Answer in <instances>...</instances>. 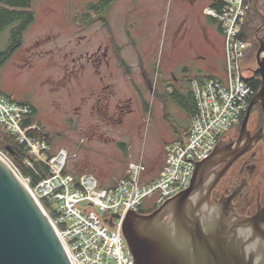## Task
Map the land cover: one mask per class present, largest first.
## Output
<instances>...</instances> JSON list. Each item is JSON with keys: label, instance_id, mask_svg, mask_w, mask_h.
Here are the masks:
<instances>
[{"label": "rangeland", "instance_id": "1", "mask_svg": "<svg viewBox=\"0 0 264 264\" xmlns=\"http://www.w3.org/2000/svg\"><path fill=\"white\" fill-rule=\"evenodd\" d=\"M90 1L94 0H35L33 7L37 13L36 22L26 31L23 47L0 68V91L10 100L29 105L36 110L35 117L38 124L40 123L44 127V132L51 137L53 152L56 154L66 149L70 153L69 172L91 174L103 187H111L126 174L130 161L143 162L150 169L160 163L161 168L167 140L179 136L182 129L188 125L186 119L176 117L175 121L178 124L174 127L166 118L165 114L168 110L166 103L169 96L155 97V91L159 86L155 73L160 68L163 69V74L169 70V59L161 60L164 44L169 38L167 34L169 24L172 23L174 27L177 25V31L182 26V21H185L188 30L191 28L192 31L203 33L200 16L188 14L181 6L204 7L211 0H171L163 7H157L153 3L154 5L144 6L137 16L131 15L128 8L122 21L123 3L114 6L112 16L115 24L112 25L119 43L122 46L125 44V49L122 55L115 49L110 52L111 66L116 72V79L111 87L114 90L112 95L106 96L108 101L105 93L98 94L95 91L94 83L88 89L82 86L87 83L86 79H95L94 66L89 65L86 60V51L90 52L101 44L100 39L91 35L93 31L85 33L77 28L78 18L75 17ZM260 3H263V0ZM178 18L183 20L179 21ZM209 23L213 22L209 21ZM133 26L141 30L140 35H134L137 47L130 42L128 36V29ZM259 28L256 29V34ZM260 31L263 32L264 28ZM248 33L251 34L249 29ZM85 35H89L86 36L88 41L87 38L86 41L82 39ZM8 36L9 28L0 37V50L5 48ZM258 36L264 37L260 32ZM41 40L46 41L38 50L43 55H38L31 47L36 41ZM141 44L146 45L145 48L148 46L149 51L145 56L140 48ZM252 46L251 42L250 48ZM72 52L75 54H71ZM257 52L248 50L242 62L248 75H255L252 72L255 73L258 68ZM120 57H124L133 67V79L139 86L133 87L130 84V78L120 64ZM72 70L77 75L81 73L78 80L75 74H73L74 78L64 79L66 72L71 74ZM179 70L175 68L174 71H169V74L172 72L178 74ZM146 77L154 81L153 89L147 85L146 79L143 80ZM78 81L83 83L80 84ZM78 85L87 92L79 89ZM130 92L135 93L132 107L136 111L130 123L109 124L111 121L109 118L117 110V104L129 98L133 94ZM138 92H141L140 96ZM165 92L164 90V94ZM93 100H96L97 106L100 103L106 106V112L108 116L110 115L108 119L104 120L101 112L93 109ZM144 102L151 105L150 112L144 109ZM160 102L162 104L159 106ZM260 114L259 106L254 107L252 117L258 119ZM97 129L106 132L107 137L95 135ZM1 131L6 132L0 125V133ZM15 138L18 140V137ZM2 144L0 141V147ZM14 162L23 172L25 163L20 165L17 161ZM147 207H151L150 202L147 203Z\"/></svg>", "mask_w": 264, "mask_h": 264}, {"label": "built area", "instance_id": "2", "mask_svg": "<svg viewBox=\"0 0 264 264\" xmlns=\"http://www.w3.org/2000/svg\"><path fill=\"white\" fill-rule=\"evenodd\" d=\"M245 1L224 0L221 10L205 9L219 23L224 36L225 75L222 79L191 80L197 112L188 135L166 145L164 163L155 177L138 161H130L125 176L111 187H103L91 174L69 172L71 157L67 150L55 154L45 139L31 136L45 135L37 122L25 124L33 115L32 107L0 93V125L24 144L31 157L24 160V166L34 169L36 163H41L48 169L47 176L36 171L39 181L33 184L32 178L24 176L9 152L1 147L0 158L43 204L72 264H134L122 231L126 216L139 212L145 201L160 207L188 189L197 168L195 162L210 157L243 120L256 95L255 75H248L242 65L251 47V42L242 37L248 10ZM186 158L195 162H186Z\"/></svg>", "mask_w": 264, "mask_h": 264}, {"label": "water", "instance_id": "3", "mask_svg": "<svg viewBox=\"0 0 264 264\" xmlns=\"http://www.w3.org/2000/svg\"><path fill=\"white\" fill-rule=\"evenodd\" d=\"M263 28L264 22L257 35ZM258 39L261 88L243 118L239 138L219 145L202 162L186 158L197 164L188 189L149 214L133 211L126 216L122 231L134 264H264V208L244 217L230 198L211 202L228 169L264 137V126L255 136L248 130L254 107L260 105L264 114V37ZM6 150L14 154L11 147ZM0 264H72L42 204L1 158Z\"/></svg>", "mask_w": 264, "mask_h": 264}, {"label": "flooded vegetation", "instance_id": "4", "mask_svg": "<svg viewBox=\"0 0 264 264\" xmlns=\"http://www.w3.org/2000/svg\"><path fill=\"white\" fill-rule=\"evenodd\" d=\"M171 0H94L90 1L81 9V11L76 15V21L79 26L77 27L82 32H92L91 35L95 38L100 39V45L98 48L86 51V60L89 62V65H92L98 74L101 71H107L110 73V78H114L113 68L111 66V56L110 52L115 49L116 51L122 55L123 50L125 49V44L119 43L117 38V33L115 32L112 23L114 22V17L112 16V9L120 2L122 5V13L121 21L123 20L124 13L126 9L129 8V13L131 15L137 16L140 14V10L146 5H155L157 7H163L166 3H170ZM134 16V17H135ZM81 18V19H80ZM183 26L179 27L177 30L180 31ZM141 30L133 26L131 29H128V36L130 37V42L137 47V43H135L134 35H140ZM167 34H169V38L166 39V44H164L162 50L161 60L163 58H167L170 61V55L173 53V37L175 34V29L173 24H169L167 26ZM89 35H85L82 37L84 41ZM89 39L87 38V41ZM46 40L36 41L34 45L31 47L33 52L38 55L41 54L38 51L44 44ZM139 47V46H138ZM20 50V49H19ZM148 46L145 48L146 55L148 54ZM71 54H75L72 52ZM82 54V53H81ZM43 55V54H41ZM27 62V61H26ZM125 62L127 65L128 62L124 59V57H120V64ZM83 65V63L81 64ZM86 64H84L85 66ZM123 68V67H122ZM133 70V67H131ZM124 69V68H123ZM125 70V69H124ZM131 70V72H132ZM73 71V70H72ZM73 71L71 74L66 72V77L74 78L75 74L77 80L80 74H76ZM133 73V72H132ZM131 73L130 81L133 87L139 86L135 80L133 79V74ZM70 74V75H69ZM147 80V85L153 89L154 82L150 81L149 78ZM129 98L122 100V103L117 104V110L113 113V115H109L106 112V106H102L98 104L95 109H98L103 116V119L109 118L111 121L109 124L111 125H125L130 123L131 118L135 115V108L132 107L134 103L133 96H135L134 92ZM110 95V94H109ZM138 95H141V92H138ZM136 95V96H138ZM108 95H105V97ZM105 105V103H104ZM108 116V117H107ZM264 126V121H262L261 117L255 119V117H250L248 123V130L250 131L252 136H255L257 132ZM241 128V127H240ZM240 128H237L232 131L231 134L223 138L219 145H224L230 143L234 140H237L240 136ZM97 136H102L104 138L107 137V133L103 130H96L94 132ZM225 165V164H224ZM224 165H222L218 170H221ZM225 198H230L234 210L240 215L244 217H254L256 216L260 210L264 208V137H262L259 141L252 144L251 149L239 157L234 164L228 169V171L224 174L221 180L218 182L216 187L212 192L211 202L212 205H215L217 200ZM140 214H149V213H140Z\"/></svg>", "mask_w": 264, "mask_h": 264}, {"label": "crops", "instance_id": "5", "mask_svg": "<svg viewBox=\"0 0 264 264\" xmlns=\"http://www.w3.org/2000/svg\"><path fill=\"white\" fill-rule=\"evenodd\" d=\"M215 2L216 0H211L204 7L196 6L195 8L194 7L189 8L186 7L185 5L181 6V8L185 10L188 14L192 13L193 15L198 14L200 16L203 23L202 26L203 33L200 34L195 31H192L191 28L190 30H188V28H186L185 26V21H182L183 28L178 32L176 31L177 25H175L174 27L175 34L173 37L174 49H173V53L170 55V65L168 66L169 70L166 71L167 73L164 74H163V69H161L160 66H159L160 70L159 71L156 70L155 76L158 77V79L156 80H158L159 86L155 91V97L161 98L164 95L169 96L167 97V103H166L167 109L169 111L167 110L165 116L169 114L172 122L174 121L175 126L178 124L175 121L176 117L184 118L187 120L188 123V125L182 129V132L180 133L179 136H173L172 139L167 140L166 143L167 145L174 141L180 140V137L181 138L182 136L184 137V135L190 129L193 115L191 116V114L187 111V109H185L178 103V100L181 99L184 105L188 104L190 105V109H192L193 107L192 105L195 103L196 100H194L193 98V94H192L193 89L191 85V80L193 78H219V79L224 78L225 75L224 65L226 62L224 36L221 31V27L219 23L205 13V9L207 8L216 9L214 7ZM178 20L180 21L183 19L178 18ZM209 21H212L213 23L216 24L209 23ZM187 26L189 27L188 24ZM145 46L146 45L144 44L140 45V48L142 49L144 56L146 54ZM175 68L180 69L179 73L176 74L175 72H172V74H169V71H174ZM108 72L109 70L101 71L98 74L94 70L93 76L95 79H86L87 83L84 85L82 84V86L83 87L86 86V89H88V87H90L94 83L95 91H97L98 94L102 92L105 93V95L112 94V91L114 90H112L113 88L111 87L114 85L113 82H115L116 78L115 76L114 78H110L109 77L110 73ZM113 73L114 75L116 74L114 70ZM163 75H165L164 79H163ZM105 78H109V80H105ZM145 79H147V77L143 78L144 81ZM79 83L81 84L83 83V81H80ZM78 88L81 89L79 85ZM164 90L166 91L165 94H164ZM82 91L87 92L85 89ZM83 99L85 100L86 98L84 97ZM93 103L94 105L92 107L94 109V107H97L96 100L95 101L93 100ZM160 104L162 103L160 102L159 106ZM151 110L152 107L150 105L149 112ZM175 132H177V128H175ZM163 163L164 160L161 164V167ZM159 165L157 167H154L153 169H150V167L148 168L151 175L156 176L158 174V172L161 169ZM124 176L125 174L122 176V178Z\"/></svg>", "mask_w": 264, "mask_h": 264}, {"label": "trees", "instance_id": "6", "mask_svg": "<svg viewBox=\"0 0 264 264\" xmlns=\"http://www.w3.org/2000/svg\"><path fill=\"white\" fill-rule=\"evenodd\" d=\"M35 0H0V37L3 33L9 28V38L7 40V44L4 49L0 50V68L24 45V35L26 31L36 22L37 13L33 7ZM261 0H246L245 4L248 6L247 16H246V24L242 31V37L252 42V48L249 50L257 52L259 48V39L256 34V29L262 25L264 20L263 11H264V0L263 3H260ZM224 0H216L214 7L217 10H221L223 7ZM248 29L251 31V34L248 33ZM264 35V31H260V34ZM122 67L125 69L127 76L131 77V66L127 65L125 62L122 63ZM255 78L253 79V85L256 90V94L259 92L261 88V76L258 72L255 71ZM0 93L4 95L1 91ZM194 100H196L194 92H192ZM5 96V95H4ZM9 99V98H8ZM178 103L187 109V111L191 114V116L195 115L197 112V101L192 105V109H190V105H184L181 99L178 100ZM146 111L150 110L149 103H144ZM260 108V117L262 121H264V114L260 105H257ZM33 109V115L30 118L25 120V124H32L37 122L35 117L36 110ZM167 119L175 126L174 121L172 122L169 114L166 115ZM243 121V120H242ZM241 123L234 127L239 130L241 127ZM38 123V122H37ZM40 124V123H39ZM41 125V124H40ZM42 126V125H41ZM42 128H44L42 126ZM44 131V129H43ZM189 133V130L184 135L186 137ZM31 136H38L41 139H45L49 144L51 142V137L49 134H31ZM183 138V136H182ZM0 141L2 144V149L6 150L9 146L14 151V154L11 155L13 160L17 161L22 165L23 161L30 157L28 155V151L25 149L24 144H21L16 138L15 135H12L7 132L1 131L0 133ZM181 139V137H180ZM51 145V144H50ZM31 158V157H30ZM25 164H23L24 166ZM36 171L42 174V176H47V167L41 163H36L34 165V169L23 167V175L30 176L32 178V183L36 184L39 181V176L36 174ZM152 177H155L152 175ZM150 201H145L141 208L139 209V213H151L155 211L158 207L151 206L147 207V203Z\"/></svg>", "mask_w": 264, "mask_h": 264}, {"label": "bare ground", "instance_id": "7", "mask_svg": "<svg viewBox=\"0 0 264 264\" xmlns=\"http://www.w3.org/2000/svg\"><path fill=\"white\" fill-rule=\"evenodd\" d=\"M42 204V203H41ZM42 206H43V204H42ZM44 207V206H43ZM44 209H45V207H44ZM45 211H46V209H45ZM46 213H47V211H46ZM48 214V213H47ZM49 215V214H48ZM49 217H50V215H49ZM51 218V217H50ZM53 221V220H52ZM53 224H54V222H53ZM54 226H55V224H54ZM55 228H56V226H55ZM57 230V229H56ZM58 232V231H57Z\"/></svg>", "mask_w": 264, "mask_h": 264}]
</instances>
